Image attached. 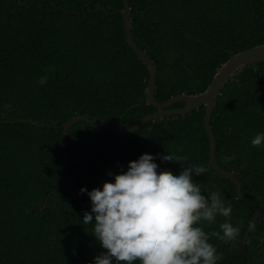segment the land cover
Here are the masks:
<instances>
[{"label": "trees", "instance_id": "1", "mask_svg": "<svg viewBox=\"0 0 264 264\" xmlns=\"http://www.w3.org/2000/svg\"><path fill=\"white\" fill-rule=\"evenodd\" d=\"M129 4L135 41L157 66L159 102L205 91L229 58L264 43V0ZM124 7L125 0H0V264H94L104 249L93 225L82 222L91 201L80 190L114 182L145 153L158 172L173 174L180 163L160 157L187 155L206 169L193 177L203 194L219 190L232 204L230 217L200 225L221 235V223L240 228L235 241L210 236L223 253L217 264H264V143L251 144L264 133V61L226 83L211 118L218 164L260 208L245 242L255 209L211 165L206 106L130 135L78 122L69 129L68 154L85 162L65 155V124L77 116L132 128L158 111L147 103L151 73L128 42Z\"/></svg>", "mask_w": 264, "mask_h": 264}, {"label": "clouds", "instance_id": "2", "mask_svg": "<svg viewBox=\"0 0 264 264\" xmlns=\"http://www.w3.org/2000/svg\"><path fill=\"white\" fill-rule=\"evenodd\" d=\"M262 143L264 133L251 141L253 147ZM154 159L142 154L129 162L127 171L116 174L114 182L106 181L90 192L81 188L91 201V211L84 212L82 222L93 225L92 234L104 249L94 264H217L223 253L209 243L210 236L235 241L240 228L221 223V235L206 233L200 225L216 223L218 215L230 217L232 204H226L219 190L203 194L193 177L206 169L191 163L187 155L160 157L179 162V174L158 172Z\"/></svg>", "mask_w": 264, "mask_h": 264}, {"label": "water", "instance_id": "3", "mask_svg": "<svg viewBox=\"0 0 264 264\" xmlns=\"http://www.w3.org/2000/svg\"><path fill=\"white\" fill-rule=\"evenodd\" d=\"M102 9L106 10L105 7L99 5ZM108 12V11H107ZM124 16V28L127 34L128 42L136 54L143 59L145 64L150 69V80L149 86L147 89V103L149 105H153L158 108V111L154 112L153 114L148 115L145 117L139 124L132 128H122L119 126L111 125L108 123L100 122L94 119H91L87 116H77L67 122L64 128V152L65 155L71 160L75 162H85V160L77 157H70L68 154V134L69 129L78 122H87L97 128L113 130L119 135H130L138 131L140 128L148 124L149 122L153 121L154 125L158 122L160 118L171 116L174 114H186L192 110L198 109L201 106H206V116L204 120L206 131L209 135L211 141V165L214 169L221 174L223 177L231 179L235 185L236 190L239 198L248 205H251L255 209V213L251 224L246 232L245 237L242 239V242H245L250 239V233L252 232L253 228L257 224L260 218V208L256 203L247 199L242 193V185L239 179L232 173L224 168H222L217 161V141L214 131L211 126V118L213 112L216 107L217 97L221 93L222 89L226 85V83L233 78V76L241 69H243L247 65L259 63L264 61V43L254 46L249 49L242 50L236 54H234L231 58H229L225 63L222 64L216 75L214 76L211 84L208 88L197 94H180L168 99L165 102H159L155 96V87H156V78H157V66L155 61L152 59L150 55H148L145 51L141 50L134 38L132 33V21L130 15V4L129 0H125V7L122 11ZM184 102L185 106L180 108H173V105ZM88 170V168H87Z\"/></svg>", "mask_w": 264, "mask_h": 264}]
</instances>
